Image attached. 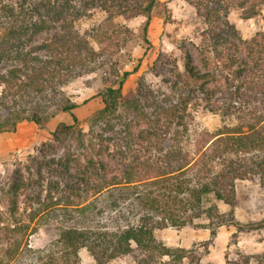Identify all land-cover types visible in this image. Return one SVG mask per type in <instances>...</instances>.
I'll use <instances>...</instances> for the list:
<instances>
[{
    "label": "trees",
    "instance_id": "trees-1",
    "mask_svg": "<svg viewBox=\"0 0 264 264\" xmlns=\"http://www.w3.org/2000/svg\"><path fill=\"white\" fill-rule=\"evenodd\" d=\"M157 1L63 0L55 6L38 0L31 12L23 6L15 12L0 8L8 11L0 34V133L15 131L23 121L41 128L55 112H67L72 119L50 132V141L34 157L35 168L28 167L27 175L19 168L11 173L4 192L13 219L0 217V234L6 242L11 235L19 238L4 248L7 260L35 254V264H80L79 251L85 248L96 264H112L123 256L135 264H204L194 247L167 246L156 230L197 225L209 230L210 243L221 226H233L232 236L264 229V219L241 222L234 212L237 180L253 173L264 185V33L243 39L228 19L232 10L243 19L259 15L264 0H186L207 25L201 44L211 50L200 48L202 68L185 52L179 81L167 85L168 92L153 90L140 77L135 90L123 94L124 71L117 86L106 88L104 105L89 118L87 130L72 113L79 104L51 84L64 69L80 73L77 68L97 54L75 27L79 16L93 7L108 17L136 11L147 26ZM42 33L46 38L33 45ZM222 88L228 102L219 104L214 97ZM48 91L60 95L49 103L51 113ZM194 97L238 124L203 138L191 154L178 144ZM58 148L62 154L56 157ZM118 158L122 167H112L110 161ZM43 172L53 177L41 183ZM71 195L80 202L74 204ZM218 202L229 210L220 212ZM20 203L23 215L16 217ZM51 219L55 239L50 246L35 249L23 243L36 223Z\"/></svg>",
    "mask_w": 264,
    "mask_h": 264
},
{
    "label": "rangeland",
    "instance_id": "rangeland-1",
    "mask_svg": "<svg viewBox=\"0 0 264 264\" xmlns=\"http://www.w3.org/2000/svg\"><path fill=\"white\" fill-rule=\"evenodd\" d=\"M63 0H51L56 6ZM38 0H0V8H12L18 11L23 9L30 12ZM40 12L44 9L37 6ZM8 11L0 10V34L3 27L6 28ZM240 36L249 39L255 33H264V5L259 15L249 19H243L239 10H232L228 14ZM80 35L85 36L97 54L89 60L78 72L70 74L66 69L60 73V78L51 79L55 89L62 92V96L79 104L72 110L77 116L79 127L87 130L89 118L103 107V96L108 86H117L121 74L126 71L122 84V93L134 91L138 78L155 91L168 92L167 85L178 82L177 72L183 71L184 53L190 55L193 65L202 68V51L211 50L201 44V37L207 25L193 5L186 0H158L151 11L149 24L145 26V17L136 11H128L123 14L108 17L107 13L93 7L87 10V14L79 16L75 23ZM149 44L145 42L144 38ZM46 38L42 33L33 38V45L39 44ZM150 45V46H149ZM146 49V47H148ZM201 48V49H200ZM41 58L45 54L37 52ZM206 55V54H205ZM208 55V54H207ZM175 62V64L173 63ZM213 66V63H212ZM49 71V69H48ZM224 87V84H222ZM1 89V86H0ZM54 91H48L45 98L48 103L49 113L53 112L51 101H58L60 95ZM53 97V98H52ZM217 103L228 102L227 91L222 88L214 97ZM186 132L179 141V146L193 154L199 141L209 137L211 133L226 127L238 124L234 117L222 118L220 112L210 110L209 104L194 97L188 109ZM59 122L72 123L67 112H55L47 119L43 127H37L34 123L23 121L19 129L13 132L0 133V217L3 222H12L8 214V195L4 192L9 183L14 169H21L25 175L29 167L35 168L34 157L42 146L51 139L50 132ZM29 139V140H28ZM10 141L11 144L6 143ZM111 147V146H110ZM56 157L62 154L60 148L53 151ZM52 154V152H51ZM219 160L215 159L213 166L217 167ZM118 160L110 161L115 168L122 167ZM73 169V168H72ZM74 171V170H73ZM44 177H53L43 172ZM38 178V177H37ZM58 180V179H57ZM236 200L234 212L236 219L241 222L264 219V185L253 173H248L244 179L236 181ZM45 193V192H44ZM52 195V194H51ZM55 196V194H53ZM82 197L87 198L86 193ZM56 196L54 197V199ZM74 204L80 202L78 197L71 195ZM88 199V198H87ZM22 204L18 213H21ZM220 212H227L229 207L218 202ZM203 220H195L194 223H202ZM108 223V222H107ZM54 221L49 223H34L35 229H30L24 241L32 248H45L50 246L55 239ZM233 226H221L217 229L216 237L212 242L206 243L209 238L207 228L197 225L183 227H167L156 230V237L171 247H194L204 264H242L244 260L248 264H264V229L250 232L237 233L235 236ZM19 238L18 234L11 235L10 242H6L3 234H0V262L3 264H35L37 255L22 254L14 260H7L4 248L12 247V242ZM217 238V239H216ZM6 254V255H5ZM80 264H96L92 256L85 248L79 251ZM112 264H135L131 256H123Z\"/></svg>",
    "mask_w": 264,
    "mask_h": 264
},
{
    "label": "crops",
    "instance_id": "crops-1",
    "mask_svg": "<svg viewBox=\"0 0 264 264\" xmlns=\"http://www.w3.org/2000/svg\"><path fill=\"white\" fill-rule=\"evenodd\" d=\"M21 127V125L18 127V129ZM17 129V130H18ZM19 131H21V129H19ZM29 140V139H28ZM7 144L9 145V144H11V142L10 141H8L7 143H6V146H7ZM10 146V145H9ZM217 239V238H216Z\"/></svg>",
    "mask_w": 264,
    "mask_h": 264
}]
</instances>
